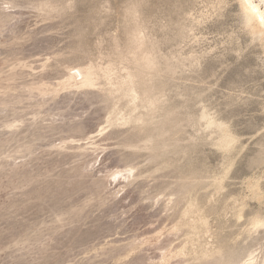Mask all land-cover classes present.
<instances>
[{
    "label": "rangeland",
    "instance_id": "rangeland-1",
    "mask_svg": "<svg viewBox=\"0 0 264 264\" xmlns=\"http://www.w3.org/2000/svg\"><path fill=\"white\" fill-rule=\"evenodd\" d=\"M245 19L240 0H0V264H264Z\"/></svg>",
    "mask_w": 264,
    "mask_h": 264
},
{
    "label": "bare ground",
    "instance_id": "bare-ground-1",
    "mask_svg": "<svg viewBox=\"0 0 264 264\" xmlns=\"http://www.w3.org/2000/svg\"><path fill=\"white\" fill-rule=\"evenodd\" d=\"M240 3H241L242 11L244 12L246 18L245 19L246 21L245 23L247 24L246 26H248V28H251L252 31L257 32L261 36H264V22H262V18H264V0H240ZM234 139L235 138L233 137L232 140ZM232 143L228 142V144H232ZM226 145H227V141H226Z\"/></svg>",
    "mask_w": 264,
    "mask_h": 264
},
{
    "label": "snow or ice",
    "instance_id": "snow-or-ice-1",
    "mask_svg": "<svg viewBox=\"0 0 264 264\" xmlns=\"http://www.w3.org/2000/svg\"><path fill=\"white\" fill-rule=\"evenodd\" d=\"M250 6V5H249ZM262 22H264V18H262Z\"/></svg>",
    "mask_w": 264,
    "mask_h": 264
}]
</instances>
